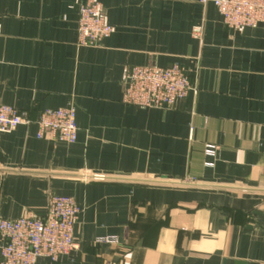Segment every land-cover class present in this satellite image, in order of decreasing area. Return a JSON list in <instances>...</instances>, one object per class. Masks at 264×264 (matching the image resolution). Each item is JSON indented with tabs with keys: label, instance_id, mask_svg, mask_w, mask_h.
I'll return each mask as SVG.
<instances>
[{
	"label": "crops",
	"instance_id": "1",
	"mask_svg": "<svg viewBox=\"0 0 264 264\" xmlns=\"http://www.w3.org/2000/svg\"><path fill=\"white\" fill-rule=\"evenodd\" d=\"M86 1L0 0V104L30 121L0 134V221L74 200V253L37 264H264V25L229 30L199 0H93L114 33L79 48ZM176 64L196 95L122 103L129 68ZM68 105L76 142L37 139L39 114Z\"/></svg>",
	"mask_w": 264,
	"mask_h": 264
},
{
	"label": "built area",
	"instance_id": "2",
	"mask_svg": "<svg viewBox=\"0 0 264 264\" xmlns=\"http://www.w3.org/2000/svg\"><path fill=\"white\" fill-rule=\"evenodd\" d=\"M211 3L229 30L264 25V0H201ZM76 46L97 48L114 33L106 21L101 4L87 0L77 12ZM194 38L201 37V28L192 31ZM197 89L186 71L179 65L169 68L151 66L131 67L126 73L122 103L142 109L167 110L176 106ZM76 110L73 106L46 109L35 120L37 139L44 136L59 143L72 145L77 140ZM30 121L17 110L0 104V134H9L18 126ZM216 148L207 146L206 156L212 158ZM81 214L73 199L53 196L46 214L42 217L25 216L16 220L0 221V264H37L41 258L58 263L74 253V226ZM98 244H117L115 238H101Z\"/></svg>",
	"mask_w": 264,
	"mask_h": 264
},
{
	"label": "water",
	"instance_id": "3",
	"mask_svg": "<svg viewBox=\"0 0 264 264\" xmlns=\"http://www.w3.org/2000/svg\"><path fill=\"white\" fill-rule=\"evenodd\" d=\"M100 180H109V181H127L132 183H155V182H146V181H136V180H120V179H110V178H97ZM164 184H171V183H164Z\"/></svg>",
	"mask_w": 264,
	"mask_h": 264
},
{
	"label": "rangeland",
	"instance_id": "4",
	"mask_svg": "<svg viewBox=\"0 0 264 264\" xmlns=\"http://www.w3.org/2000/svg\"><path fill=\"white\" fill-rule=\"evenodd\" d=\"M199 4L201 5V6H206L207 4H211V3H206V4H203L202 2H201V0H199ZM220 16V15H219ZM198 28H200V27H198Z\"/></svg>",
	"mask_w": 264,
	"mask_h": 264
}]
</instances>
